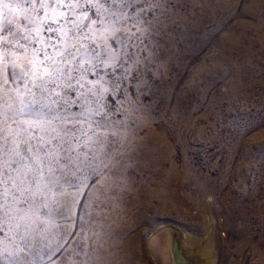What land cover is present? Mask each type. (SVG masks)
<instances>
[{
  "label": "snow or ice",
  "instance_id": "6c2138e0",
  "mask_svg": "<svg viewBox=\"0 0 264 264\" xmlns=\"http://www.w3.org/2000/svg\"><path fill=\"white\" fill-rule=\"evenodd\" d=\"M171 4L0 0V242H14L9 228L27 231L29 217L56 193L70 195L61 206L71 224L77 199L94 201L100 178L122 175L117 110L106 101L126 96L129 86L139 90L159 70Z\"/></svg>",
  "mask_w": 264,
  "mask_h": 264
},
{
  "label": "rangeland",
  "instance_id": "374dc122",
  "mask_svg": "<svg viewBox=\"0 0 264 264\" xmlns=\"http://www.w3.org/2000/svg\"><path fill=\"white\" fill-rule=\"evenodd\" d=\"M253 2L172 0L167 34L159 38V70L147 73L139 90L129 86L126 96L106 101L117 110L112 119L119 131L129 118L143 122L137 137L156 134L180 170L187 162L210 189L203 195L196 185L179 188L175 181L169 195L178 201L167 196L157 208L162 198L153 200L150 220L139 228L141 264H157L147 242L169 225L193 237L212 264H264V11L259 14ZM225 207L233 213L229 227ZM238 213H252L248 231ZM8 235L15 239L0 242L4 261L9 245L28 264H47L31 261L11 228ZM239 236L246 246L235 244ZM255 241L261 254L253 252Z\"/></svg>",
  "mask_w": 264,
  "mask_h": 264
},
{
  "label": "bare ground",
  "instance_id": "6f19581e",
  "mask_svg": "<svg viewBox=\"0 0 264 264\" xmlns=\"http://www.w3.org/2000/svg\"><path fill=\"white\" fill-rule=\"evenodd\" d=\"M253 4L259 14L264 11V0H254ZM3 75L0 68V76ZM9 87L15 88L11 84ZM123 125L124 130L120 128L117 134L121 146L118 151L126 162L122 175L105 174L100 178L93 189L94 201L81 205L77 199L71 210V224L65 221L64 217L69 213L61 206L65 199H70L68 194H54L46 208L30 216L31 227L19 238L27 247L31 261L47 264H141L142 239L139 228L149 222L147 211L154 209L153 200L162 198L157 205L160 208L166 205L165 197L177 199L176 194L169 195L175 181L179 182V188L194 184L203 195L209 193L207 182L188 170L187 162L180 170L167 152V143L156 134L147 133L137 137L144 127L143 122L129 118L123 121ZM116 126L121 127L119 123ZM71 191L68 190L69 193ZM222 211L225 213L221 214L227 218L225 226H231V209L225 207ZM45 212L49 215H45ZM248 214L252 213H238L246 231ZM174 215L178 216L177 213ZM66 227L70 229L68 235L64 234ZM239 238L235 241L236 245L244 247L248 244V241ZM35 245L40 248L36 249ZM6 246L13 256L19 257L20 264H28L11 246ZM260 246L258 241L254 242V254L262 253ZM147 247L157 264H212L210 256L193 237L171 225L153 232ZM176 248H179L182 256L176 253ZM58 253L61 255L56 258ZM4 264H11V258L8 257Z\"/></svg>",
  "mask_w": 264,
  "mask_h": 264
},
{
  "label": "water",
  "instance_id": "95a60500",
  "mask_svg": "<svg viewBox=\"0 0 264 264\" xmlns=\"http://www.w3.org/2000/svg\"><path fill=\"white\" fill-rule=\"evenodd\" d=\"M164 230H166V229H164ZM161 231H163V230H161ZM177 249V252L176 253H178V255H181L182 256V254H181V252L179 251V248H176ZM184 258V257H183ZM185 259V258H184Z\"/></svg>",
  "mask_w": 264,
  "mask_h": 264
}]
</instances>
